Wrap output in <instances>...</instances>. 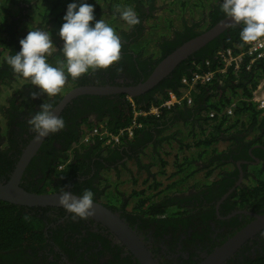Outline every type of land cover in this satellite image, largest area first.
<instances>
[{
  "label": "trees",
  "instance_id": "1",
  "mask_svg": "<svg viewBox=\"0 0 264 264\" xmlns=\"http://www.w3.org/2000/svg\"><path fill=\"white\" fill-rule=\"evenodd\" d=\"M73 2L78 3L79 0H0V88L19 77L6 63L9 55L20 51L19 41L27 35L29 30L37 28L51 34L58 32L64 23L63 16L66 14L67 5ZM86 2L94 6L95 20L90 23L94 26L96 21L103 19L120 37L121 58L107 69H89L87 73L75 80L68 75L65 85L87 83L81 78L87 77L89 72H93L97 78H103L106 71L112 73L126 70L127 63L132 62L133 57L138 63L147 59L151 62V67H154L160 58L225 16L220 8L222 0H86ZM117 6L122 9L127 6L132 7L140 23L129 26L115 12ZM28 14L33 21L39 22L29 25ZM156 19H159L158 23H150ZM156 27H160L162 31L152 37L155 45L153 53L147 52L145 43ZM242 27L243 25H231L188 58L182 60L172 72L163 77L142 97H133L136 106L144 109L150 104L159 103L167 97L168 90L178 92L182 76L207 67L206 62L208 66H215L217 63L215 52L218 49L243 43L239 35ZM54 47L57 52L48 56L47 62L55 67L57 61L63 59L59 53L63 47V41L62 44L54 45ZM263 74L264 60L256 63L250 71H241L237 75L228 74L213 79L208 84L200 85L196 92H193L192 103L189 106L174 105L162 109L158 116H140L139 121L142 125L136 129L133 137L114 147L101 145L102 142L97 138L91 143H80L82 130L79 129V125L82 121L76 123L75 114L71 111L67 112L69 106L78 98L76 97L59 114V117L65 121H71L67 125V130H62L58 134H49L41 144L40 150H46L56 141L61 145V149L55 156V161L60 159L59 162L62 163L68 160L61 169H57L55 164L49 166L44 164L42 178L39 179L41 189L46 190L51 186L47 180L57 177L60 184L55 185V188L52 186L51 191L65 189V185L70 183L69 189L75 194L83 195L85 190H90L96 201H101L102 197L106 196L109 198L106 205L113 209L121 205L128 213H136L153 219L168 213L167 218L158 219L167 222V220L189 212L184 206L174 205L173 194L183 192L190 187L196 191L215 188L220 194L238 175L236 161L249 160L250 162L241 163L244 184L235 187L229 198L232 204L239 208L247 205L249 208L263 209L264 116H260L255 105L246 100L250 85L254 84L256 79ZM104 82L103 79L100 80V83ZM35 89H37L36 86ZM59 93L50 100L44 101L39 98L31 99L30 95L27 98H20L18 92L14 90L6 98L8 105L1 107L6 136L9 134L7 119L11 114L32 109L34 103L41 105L44 102L50 103L58 100ZM84 97L87 102L101 99L102 104L110 98L109 96L84 94L81 99ZM232 100L236 101L232 115H223V109ZM111 102L107 110L97 105L100 110L97 120L106 118L108 130L115 131L129 122L131 108L123 93L117 94L116 101ZM78 109L81 111L80 108ZM209 111L214 112L213 117L208 116ZM83 123L91 128L95 122L83 121ZM0 139L3 142L4 136H0ZM69 150L70 153H68ZM171 153L173 154L171 162L173 171L165 177L164 167L168 164L166 156ZM250 154L255 158L252 159ZM14 155L8 152L3 155L0 175L7 171ZM91 155L98 157L101 161L91 160L93 157ZM34 158L25 170V174L29 176L35 174L31 171L34 167ZM145 159L148 161L144 162ZM12 163L13 160L11 166ZM89 163L94 168L93 176L96 179V185L93 183V176L87 177L82 182L78 179L89 175L91 170ZM128 163L134 167L137 175L146 176L145 182L150 178L152 180L145 189L132 191L131 196L126 197L117 190L119 182L117 178L106 179L103 184L100 172L114 169V173L119 177L120 172L124 171L131 181H135L137 178L130 174L132 170L129 169ZM151 167L156 169V174L165 177L164 183H161L163 180H158L155 174L150 173ZM212 173H215L214 178L209 179ZM199 174L203 175V180L195 178ZM193 178L195 179L192 182ZM22 180L21 185L25 189H37V186L29 183L25 175ZM247 181H251V184H245ZM158 187H161L159 193H147V190H155ZM108 188H112L113 195L108 193ZM41 189H37V192L42 193ZM119 197L122 199L119 200ZM131 198L136 199L131 201ZM119 201H121L120 204ZM129 202L133 203L130 209H127ZM39 209L42 210L40 215L38 214ZM47 210L58 211L60 216L64 213L62 208L19 206L0 200V264H54L53 261L48 260L52 249L44 248L46 237L43 228L47 220L45 215ZM70 224L78 225L72 223V218H69L55 225L57 227L62 225L61 229L56 230L52 227L48 229L52 233L51 238L60 247L63 246L60 238L64 232L67 238L77 239L74 237L76 230L71 229ZM39 252H42V255H39ZM70 252L72 255L78 254L76 251L70 250ZM253 264L261 263L258 261Z\"/></svg>",
  "mask_w": 264,
  "mask_h": 264
},
{
  "label": "flooded vegetation",
  "instance_id": "2",
  "mask_svg": "<svg viewBox=\"0 0 264 264\" xmlns=\"http://www.w3.org/2000/svg\"><path fill=\"white\" fill-rule=\"evenodd\" d=\"M131 61L132 62L127 63L126 70L114 71L112 73L106 71L107 73L104 74L103 78H97L95 74L93 75V72H89L86 75L87 77L81 78L87 83H79L77 85L67 84L69 86H66L68 87V90L75 86L79 87L86 85H113L119 87L134 88L136 87V85L147 79L154 67H151V62L147 59H144L143 62L138 63L135 60V57H133ZM102 79L105 81L104 83H100V80ZM113 81H115V83H113ZM160 81L161 80H159L158 83ZM157 84H155L154 86H156ZM153 87L143 91L134 90V94L135 96L142 97ZM120 93L124 92H112L108 94H77L75 96H72L62 104L59 114H61V112L72 103L73 99L78 97L73 102V104L69 106L67 112L71 111L75 114L76 123L82 121V123L79 125V129L82 130V133L80 134H83L84 130L90 128L84 125L86 123H83V121L95 122L94 125L102 122L106 126V118L97 120L98 115L100 114V110L97 105H100L102 107L101 109L107 110L112 103L111 101L115 102L117 94ZM84 94L98 95L99 97L109 96L110 98L106 99L107 102L104 104H102L101 99H97L95 102H87L85 97L81 99V96H83ZM59 96L60 98L58 100L50 102L53 107V111L58 108V105L62 103L63 93H59ZM126 96L129 95L125 94V98ZM51 98L52 97L46 96L42 98V100L46 101L50 100ZM84 102L86 104H84ZM7 105L8 104L6 103L4 106L6 107ZM39 106V104L34 103L32 109H25L22 112L11 114L7 119L9 124V134L7 136L6 133H4L3 135L0 134V136H4L3 142L0 139V150H2L0 151V165L3 155L6 152L10 153L11 155H15L13 156V159L10 160L7 171H5L4 174L0 175V178H2V180L0 181L7 180L9 178L10 174L13 173V170L16 167L21 156L24 155V152L29 146L30 142H32L36 137V134L31 131L27 121L36 114V112L39 110ZM129 106L132 111L131 104ZM78 108H80L81 111ZM59 114L57 115L59 116ZM106 117L108 119L110 118L108 115ZM70 123L71 121H65V127L62 130H67V125H69ZM61 131L54 134H58ZM42 142L39 144L35 152L30 156L22 173V177L25 175L29 183L32 186H37V189H41L39 179L42 178L44 164L47 166L55 164L57 165L56 168L58 169V165L61 162H59L60 159L55 161V156L60 152L61 145L54 141L52 145L49 146L46 150H40ZM68 153H70V150L68 151ZM91 156H93L91 160L98 159L99 161H101L98 157L94 155ZM250 156L252 157V159L255 158V156L251 154ZM33 157H35L33 159L34 167L31 171L35 174L29 176L27 173L25 174V170L27 169V166ZM12 160L13 163L11 166ZM242 162L250 161H236L238 175L233 178L234 181L229 186H227L226 189L220 194L215 188L196 191L191 189L193 187H190L183 192L173 194L172 199H174V205L176 204L184 206L187 210H189V212L179 217L172 218L171 220H167V222H165L166 220L158 219L167 218L168 213H164L159 217H155L156 219H153L144 217L136 213H128L121 207V205L116 207V209H113L111 206L110 207L112 208V210L118 212L123 221L140 238L156 264H197L205 256L210 254L216 247L223 244L234 233L251 222L255 218L253 214H264V208L254 209L249 208L247 205H243L242 208H239L237 206H234L232 204V200L229 198L235 187L242 185V183L244 184L245 179L243 178V171L241 168ZM89 165L91 167L89 175L86 177L78 178L79 181L82 182L87 177L93 176L94 168L90 163ZM53 169L54 168L52 167V170ZM5 174L6 176H4ZM125 174L126 173L124 171L120 172L119 177L116 176V173L113 174V178H117L119 180L118 185L125 183L128 180L129 177ZM22 177L21 181H23ZM47 181L51 183V186H49L46 190H44V188L41 189L43 192H60L56 189L55 191H51L52 186L55 188V185L60 184L57 177L48 179ZM93 183L96 185V179L94 176ZM70 185V183L65 185V190L71 191L69 189ZM37 189L25 190L30 192H37ZM120 199L122 198L120 197L119 200ZM93 200H95L94 195ZM120 202L121 201H119V204ZM56 208H62L64 210V213L60 216L58 211L47 210V212L45 213V215L47 216V220H45V226L43 228L44 235L46 237V240L44 241V248H46V250L52 249V253H50L48 260L53 261L54 264H140L138 260H136L135 257L128 250H126V248L116 239L113 233L109 232V230L100 222H97L90 217L88 219H72V223L78 224H70L71 229L76 230V232L74 233V237H76L77 239L73 240L72 238H67V234L66 232H64L63 236L60 238L61 244L63 246L60 247L51 238L52 233L49 232L48 229L50 227L56 230L61 229L62 225L58 227L55 225L69 220V218H72V215L70 216V213H68L63 207ZM41 213L42 210L39 209L38 214L40 215ZM262 231H264V227L260 228L250 238H248L233 253V255L222 264H253V262L258 261L261 264H264V237L261 236ZM70 250L76 251L78 254L72 255ZM38 254L42 255V252H39Z\"/></svg>",
  "mask_w": 264,
  "mask_h": 264
},
{
  "label": "clouds",
  "instance_id": "3",
  "mask_svg": "<svg viewBox=\"0 0 264 264\" xmlns=\"http://www.w3.org/2000/svg\"><path fill=\"white\" fill-rule=\"evenodd\" d=\"M220 8L233 26L243 25L239 35L244 43L256 42L264 37V0H222ZM115 12L129 26L140 23L137 13L130 6L123 9L117 6ZM28 17L29 25L39 22H33L31 16L30 19ZM94 20V6L86 0L67 5L64 23L58 31L63 41V47L59 50L63 59L58 60L55 67L47 62V57L57 52L50 32L39 28L29 30L19 41L20 51L9 55L6 63L15 74L36 86L38 91L30 94L31 99H42L39 96L43 94L48 97L57 95L64 87L68 75L75 80L89 69H107L120 60V37L103 19L96 21L93 26L90 22ZM1 114L4 118L2 110ZM27 123L37 138L54 134L65 127L63 118L55 115L52 105L45 102ZM93 195L92 191L85 190L82 196H76L61 188L57 199L58 204L72 214V219H88L95 214ZM99 202L106 204L102 199ZM261 236L264 237V231Z\"/></svg>",
  "mask_w": 264,
  "mask_h": 264
},
{
  "label": "water",
  "instance_id": "4",
  "mask_svg": "<svg viewBox=\"0 0 264 264\" xmlns=\"http://www.w3.org/2000/svg\"><path fill=\"white\" fill-rule=\"evenodd\" d=\"M232 25L231 20L227 17L222 18L214 25L208 27L204 31L192 39L183 42L170 53L160 58L152 69L146 80L136 85L134 88L119 87L113 85H90L75 86L67 90L63 94V100L58 108L54 110L57 115L60 112L62 104L77 94H108L112 92H124L123 94L131 97L135 96L134 90L143 91L153 87L163 77L168 75L182 60L188 58L199 48L203 47L207 42L221 34ZM44 138V137H43ZM43 138H34L21 156L13 173L7 180L0 181V200L11 204L27 207H61L58 204L59 192H30L25 190L21 185V177L24 167L30 156L35 152ZM240 166V165H238ZM69 191V190H66ZM76 196H81L74 194ZM95 214L90 218L100 222L109 232L113 233L116 239L128 250L140 264H156L152 256L149 254L144 243L133 232V230L123 221L118 212L99 201L93 200ZM255 218L246 226L229 237L223 244L216 247L210 254L205 256L197 264H222L229 259L233 253L255 232L264 227V214H253Z\"/></svg>",
  "mask_w": 264,
  "mask_h": 264
},
{
  "label": "built area",
  "instance_id": "5",
  "mask_svg": "<svg viewBox=\"0 0 264 264\" xmlns=\"http://www.w3.org/2000/svg\"><path fill=\"white\" fill-rule=\"evenodd\" d=\"M215 58L217 61L215 66H208V62H206L207 67L195 70L190 75L182 76L180 78L178 92L168 90L167 97L159 103L150 104L147 108L141 109L135 105L132 97L126 96L132 106L129 122L115 131H109L104 123L99 122L91 128L84 130V133L80 138V143H91L97 138L102 142L101 145L108 147L118 146L124 140L131 139L136 129L141 127L142 124L139 121L140 116H158L162 109L170 108L174 105L189 106L192 103V94L193 92H196L198 86L208 84L213 79L228 74L237 75L241 71H250L256 63L264 60V37H261L256 42H243L240 45H234L233 47L218 49L215 52ZM27 85L30 87V82ZM61 90L62 91L60 92L65 93L68 90V87L64 85ZM246 100L255 105V109L259 110L260 116H264V74L258 77L254 84L250 85L249 94ZM235 103L236 101L232 100L223 109L222 114L225 116H231ZM208 116L213 117L214 112L209 111ZM4 125L5 120L2 118V121L0 122V131ZM67 161L68 160L59 163L58 169L63 168ZM214 175L215 173H212L209 179L214 178ZM164 178L165 177L162 176L161 180Z\"/></svg>",
  "mask_w": 264,
  "mask_h": 264
},
{
  "label": "rangeland",
  "instance_id": "6",
  "mask_svg": "<svg viewBox=\"0 0 264 264\" xmlns=\"http://www.w3.org/2000/svg\"><path fill=\"white\" fill-rule=\"evenodd\" d=\"M189 2H192V1H189ZM28 19H30V16L28 17ZM158 21H159V19H156L155 21L150 22V23H158ZM33 22H35V21H33ZM161 31H162V29L160 27H156L153 30V32L150 34L149 40H147V42L145 43L147 52L153 53V51L155 49V45L152 42V37H154L155 35H157ZM50 35H51V39L53 41V44L55 46L62 44V40L60 39V37L58 35V32H55V34H51L50 33ZM29 82H30V80L25 79V78L19 76L15 81L11 82L7 86H2L0 88V122L2 121V118H3L2 114H1V107L4 106L7 103V99L6 98L10 94H12V92L14 90L18 92L20 98L28 97L32 92H36L37 91V89H35V86L31 84V82H30V87L27 85ZM60 93H62V92H60ZM46 96H47L46 94H43V95H40L39 97L40 98H44ZM1 133L2 134L5 133V125L1 129ZM220 146H222V145H220ZM172 153H174V152H172ZM172 153L170 155L167 154V156H166V159L168 160V164H166L165 167H164V169H165L164 176L165 177H167L169 175V173H171L173 171V166L171 165V162L173 160V154ZM147 161H148V159H145L144 160V162H147ZM128 167H129V169L132 170L130 174L133 177H136L137 179H135V181H131L128 178V180L125 183H122V184L118 185L117 190L120 191L121 193H123L126 197L131 196L132 191H136V190H140V189H145L146 186H148L150 184L151 180H152V178H150L147 182H145V180H144L146 178L145 175H143V174L137 175L135 173L134 167L130 163H128ZM150 173L151 174H155V177L158 180H161V177L162 176L156 174V169L155 168H152L151 167ZM113 174H114V169L103 170L102 172H100V179L101 180L103 179L102 180L103 181L102 183L105 184L104 181H106V179L113 180L114 179L113 178ZM195 178L196 179H202L203 180V175L202 174H199V175L195 176ZM195 178H193L192 182L194 181ZM164 180H165V178L163 179V181L161 183H164ZM245 184L249 185V184H251V181H247ZM160 188L161 187H158L155 190H147V193H152V194L154 192L159 193V189ZM107 191H108V193L110 195H113L112 194V192H113L112 188H108ZM154 195L156 196V193ZM134 199H136V198H131L130 200L133 201ZM108 200H109V198H107L106 196L102 197V201L107 202ZM131 205H132L131 202H129V206L127 207V209H130Z\"/></svg>",
  "mask_w": 264,
  "mask_h": 264
},
{
  "label": "bare ground",
  "instance_id": "7",
  "mask_svg": "<svg viewBox=\"0 0 264 264\" xmlns=\"http://www.w3.org/2000/svg\"><path fill=\"white\" fill-rule=\"evenodd\" d=\"M60 40V39H59ZM130 105V104H129ZM221 144V143H220ZM163 153V152H162Z\"/></svg>",
  "mask_w": 264,
  "mask_h": 264
}]
</instances>
